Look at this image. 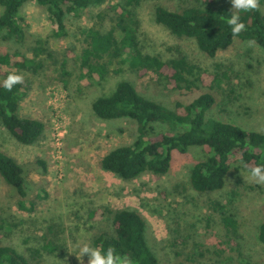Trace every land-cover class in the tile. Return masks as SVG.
I'll return each instance as SVG.
<instances>
[{
    "label": "rangeland",
    "instance_id": "1",
    "mask_svg": "<svg viewBox=\"0 0 264 264\" xmlns=\"http://www.w3.org/2000/svg\"><path fill=\"white\" fill-rule=\"evenodd\" d=\"M116 2L106 0L98 8L67 15L66 35L56 37L46 9L30 1L21 10L28 28L25 40L0 38V53L18 50L42 63L35 73L4 67L0 82L9 73L22 75L27 94L18 115L44 123L33 144L18 142L0 124V149L23 164L27 192L21 198L0 176V244L15 247L34 264H81L75 255L79 247L93 246L97 235L112 233V212L127 208L145 217L146 239L160 264H242L246 259L264 264V244L257 236L264 221V183H256L238 157L224 188L205 193L189 183L190 169L205 148L193 146L186 154L174 151L165 175L145 172L125 180L101 167L107 151L131 143L136 134L132 120H104L91 107L119 81L131 82L141 94L170 108L205 91L167 88L155 73L142 75L120 62L110 66L105 79L85 84L79 66L85 45L82 30L114 27ZM202 3L142 0L134 9L142 49L163 59L183 56L196 66L195 75L221 77L210 90L216 103L206 111V120L264 132V50L250 41H236L209 57L194 39L178 37L155 21L157 5L181 10ZM212 7L233 10L231 0H215ZM36 47L41 51L33 56ZM96 209L104 211L103 217L90 216ZM223 215H232L236 234L226 235ZM48 243L53 251L43 248ZM83 264H88L87 255Z\"/></svg>",
    "mask_w": 264,
    "mask_h": 264
},
{
    "label": "trees",
    "instance_id": "2",
    "mask_svg": "<svg viewBox=\"0 0 264 264\" xmlns=\"http://www.w3.org/2000/svg\"><path fill=\"white\" fill-rule=\"evenodd\" d=\"M35 1L44 7L56 25L53 35H66L67 15L98 8L106 0H0V38L7 41H24L27 25L21 14L23 6ZM142 0H117L114 27L103 31L90 27L82 30L84 46L79 55L81 79L85 84L101 81L110 73L114 62L144 75L155 73L170 89H205L188 103L176 102V108L141 94L131 82L119 81L113 91L92 102L95 115L104 120L130 119L136 127L131 143L111 148L101 158V167L122 179L131 180L145 172L165 175L172 164V153L186 154L191 147L205 148L206 153L190 169L189 183L200 193L224 188L228 173L240 159V166L249 169L264 165V132L246 130L230 122L206 120V111L216 103L213 91L221 77L195 75L196 66L185 57L163 59L157 54L143 51L138 36V20L134 9ZM200 1V0H199ZM203 5L184 6L170 10L162 5L155 7V21L178 37L195 40L199 49L209 57L228 49L236 41H250L264 50V0L255 10L241 13L245 29L233 36L226 19L234 9L214 8L215 0H201ZM40 48L34 49L38 55ZM42 63L36 58L15 50L0 53V75L3 68L27 70L35 73ZM193 76V79L190 77ZM200 81V83H197ZM201 87V88H200ZM27 89L23 83L7 91L0 82V124L20 143L33 144L39 139L44 123L18 115L21 100ZM180 108V109H179ZM164 130L158 131V128ZM0 176L21 198H26V177L23 164L0 149ZM227 182V181H226ZM264 209V203H263ZM104 211L91 210L90 216L103 217ZM226 235L236 234V221L232 215H223ZM112 233H101L93 240L94 247L115 249L128 264H160L146 239L147 221L135 209L122 208L112 212ZM258 240L264 244V221L258 227ZM53 251L52 243L43 246ZM0 264H34L11 245L0 244ZM59 264V263H53ZM242 264H254L246 259Z\"/></svg>",
    "mask_w": 264,
    "mask_h": 264
},
{
    "label": "clouds",
    "instance_id": "3",
    "mask_svg": "<svg viewBox=\"0 0 264 264\" xmlns=\"http://www.w3.org/2000/svg\"><path fill=\"white\" fill-rule=\"evenodd\" d=\"M234 11L226 19L231 27L233 36H238L244 29L245 24L241 21V13L255 10L259 7V0H231ZM23 76L16 73H9L3 80L2 87L7 91H12L13 87L23 82ZM249 174L256 183H264V165H258L249 169ZM77 258L83 264L85 255L88 257V264H128V262L118 254L115 249L109 247L104 250L100 247H94L89 243H84L79 247Z\"/></svg>",
    "mask_w": 264,
    "mask_h": 264
}]
</instances>
